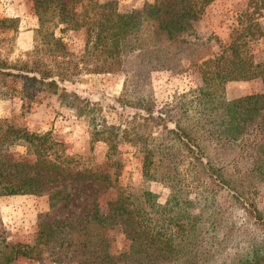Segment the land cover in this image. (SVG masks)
I'll return each mask as SVG.
<instances>
[{"label":"rangeland","instance_id":"374dc122","mask_svg":"<svg viewBox=\"0 0 264 264\" xmlns=\"http://www.w3.org/2000/svg\"><path fill=\"white\" fill-rule=\"evenodd\" d=\"M113 1L119 11L129 12L140 9L153 0ZM0 21V120L40 135L48 150H57L75 157L79 162L83 161L77 164L78 167L86 165L105 171L112 178L116 177L125 193L133 196L147 190L159 203H164L171 192L170 182L152 180L143 174L144 157L148 155L146 150L154 151L150 155L154 163L147 161L145 164L156 170L175 173L183 188L182 198L194 202L188 208L191 214L187 222L189 232H199L198 236L208 235V238L213 236V232L207 229L206 221L199 224L198 220V212L204 207L203 196L207 194L206 188L209 191V183L206 184L202 177H197L198 166L190 161L188 148L173 141L172 137H165L164 128H173L175 122L165 120L163 125H155L144 118L145 111L131 106L128 100L131 99L133 83L129 82L132 84L124 91L123 72L91 71L104 63L102 56H97L91 49L93 38L86 43L85 29H63V23L56 24L52 20L40 26L32 0H0ZM256 22L264 31V7L260 6L258 0H212L204 7L199 18L192 21L191 29L184 34L190 41H203L202 45L196 46L204 49L207 45L212 53L205 54V57H199L192 63L189 50L192 47L182 49L177 53L178 63L172 61L169 67L148 69L147 78L143 80L147 85L144 90L151 96L153 115H161L165 119L168 114H172L186 130L192 131L204 148L203 159L209 156L217 165H222L224 170L240 175L239 178L234 177L237 190L244 191L245 196L264 210V167L261 155L256 146L251 145L252 136L242 140H227L222 133L225 117L221 107L222 98L231 100L262 92L263 81L257 77L227 80L218 85L217 80L212 79L210 84H205L202 70L211 69L213 64L212 61L201 63L208 56L213 60L214 57L225 54L230 42L245 39H248L245 53L251 54L256 62L264 60L263 38L252 37L255 32L247 33L251 29L249 25ZM46 30H52L61 39L63 56L54 57L45 52L46 41L43 38ZM137 31L138 42L147 51H151V54H155V46H161L166 39L151 20H144ZM130 41L133 42L131 37ZM131 53L127 48L122 58ZM34 65L63 72L67 80L60 82V86L72 95L61 98L60 86L53 92L42 84L31 85L18 75L27 73L22 66L27 68ZM130 76L128 73V81ZM103 122L116 126L115 130L118 132L114 140L115 146L108 151V156V143L95 140L92 133L95 124L96 128H101L100 124ZM145 143L148 149L143 148ZM27 144L25 141H18L10 145L8 155L13 160L27 158L33 161L35 155ZM164 144L167 145L163 147ZM260 164L262 171L256 167ZM214 194L216 209L215 203L204 208L207 215L211 212L217 214L216 211L227 207L224 214L230 216L237 226L245 228L250 225V218L240 208L233 206L234 199L227 189H220ZM93 198L105 208L107 203L116 198V190L101 182H91L85 192L75 197L74 202L65 210L61 209L58 214H64L70 209L76 211ZM47 211L48 202L44 192L0 195V218L9 242H32L38 223ZM107 236L112 254L128 247V240L119 228L111 229ZM245 242L242 239L236 242V237H233L225 245V255H215L207 264H222L223 260H228L237 250L244 251L240 247L242 244L246 245ZM11 264L74 263L55 262L45 252L38 259L18 256Z\"/></svg>","mask_w":264,"mask_h":264},{"label":"trees","instance_id":"16d2710c","mask_svg":"<svg viewBox=\"0 0 264 264\" xmlns=\"http://www.w3.org/2000/svg\"><path fill=\"white\" fill-rule=\"evenodd\" d=\"M211 1L153 0L145 3L140 9L121 12L113 0H32L40 26L52 20L56 24L63 23V29H85L86 43L93 38L91 49L97 56H102L104 63L102 66H95L91 71L123 72L124 91L133 83L131 99L128 102L131 106L145 111L144 118L155 125H163L165 120L175 122L173 128H164L165 137H172L173 141H178L188 148L190 161L198 166L197 177H202L206 184L209 183V191L205 189L206 196L202 194L204 207L198 212V220L199 224L206 221L207 229L213 232V236L208 238V235L198 236L199 232H189L187 222L191 214L188 208L194 202L182 198L183 188L175 173L156 170L155 167L150 168L149 164H145L147 161L154 163V159H150L154 151L149 150L146 143L143 148L148 149V155L144 157L143 174L152 180L169 181L171 185L170 195L164 203H159L147 190L133 196L125 193L117 183L116 177L112 178L109 173L86 165L78 167L77 164L83 161L79 162L75 157L59 153L57 150H48L40 135L28 132L22 126L0 120V195L44 192L48 202V211L38 223L32 242H9L0 218V264H11L18 256L38 259L45 252L53 261L59 263L70 261L74 264H207L215 255H225V245L233 237H236V242L240 239L246 241V245L242 244L240 247L244 251L237 250L228 260H223L222 264H264V210L254 200L245 196L244 191L237 190L234 177L241 176L224 170L222 165H217L209 156L205 155L207 158L204 160V148L199 144L197 136L179 124L172 114H168L165 119L161 115L154 116L150 93L144 90L147 85L143 79L147 78L148 69L169 67L172 61L178 63L177 53L180 50L192 47L189 48L192 63L199 57L203 58L205 54L212 53L207 45L204 49L196 46L202 45L203 41L193 42L184 37L191 29L192 21L199 18L204 7ZM258 2L264 7V0ZM144 20L153 21L156 28L166 36L161 46H155V54L143 48L142 43L137 40V30ZM249 26L251 29L247 33L255 32L252 37H262L264 40V31L257 22ZM44 33L45 52L54 57L63 56L61 39L55 36L52 30H46ZM247 41L248 39L234 40L229 43L225 54H220L213 60L209 56L203 59L202 64L209 61L213 64L211 69L202 70L203 82L210 84L214 79L221 85L227 80L258 77L264 84V60L256 62L251 58V54L245 53ZM127 48L132 53L122 58ZM22 69L27 73L18 75L26 82L31 85L42 84L53 92L57 91L60 82L67 80L63 72H54L38 65L27 68L22 66ZM128 73L131 75L130 81ZM131 81L132 83H129ZM71 95L61 87V98ZM222 99L221 107L225 117L222 122L223 135L228 141L248 139L252 136L251 145L256 146L259 151L264 167V90L231 100ZM100 126L101 128H96L95 124L92 133L95 140L108 143V156V151L115 146L117 127L105 122ZM18 141H25L28 143L27 147L32 148L35 155L33 161L27 158L11 159L8 148ZM164 154L167 155L166 152ZM256 167L262 171L261 164ZM94 181L115 188L116 198L107 203L105 208L93 198L76 211L70 209L64 214H58L61 209L65 210L72 204L74 198L85 192L89 183ZM223 188L227 189L234 199L233 206L240 208L250 218L249 226H237L230 216L224 214L228 210L227 207L216 211L218 216L215 212L207 215L204 211V208L215 203L214 193ZM114 228H119L128 240V247L115 255L110 251L107 236Z\"/></svg>","mask_w":264,"mask_h":264}]
</instances>
